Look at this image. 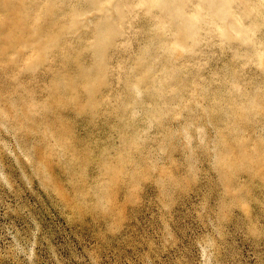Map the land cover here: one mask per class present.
Segmentation results:
<instances>
[{
	"label": "rangeland",
	"instance_id": "1",
	"mask_svg": "<svg viewBox=\"0 0 264 264\" xmlns=\"http://www.w3.org/2000/svg\"><path fill=\"white\" fill-rule=\"evenodd\" d=\"M0 264H264V0H0Z\"/></svg>",
	"mask_w": 264,
	"mask_h": 264
}]
</instances>
